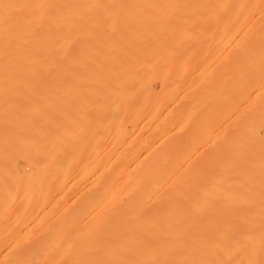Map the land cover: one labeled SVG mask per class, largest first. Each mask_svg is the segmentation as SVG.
Wrapping results in <instances>:
<instances>
[{"label": "bare ground", "instance_id": "bare-ground-1", "mask_svg": "<svg viewBox=\"0 0 264 264\" xmlns=\"http://www.w3.org/2000/svg\"><path fill=\"white\" fill-rule=\"evenodd\" d=\"M103 1H205L206 3L217 2V4L214 3L216 8L218 7L221 12L224 11V14L226 12L227 16L228 14H230L229 17L225 15V18L227 17L226 19L224 17V20L222 19V24H225L223 22H228L226 25L227 27L220 24V28L222 31V26L226 27L223 28V31H227L225 32V34L227 33V40L231 39V48L227 49L228 51H230V54H228L229 52H226L228 56L230 55V57H228L227 54L225 55L230 59L232 63L231 64L230 61H228L231 66L230 68H232L230 69L232 70V85L230 86V89L231 87L232 89L230 90L231 93L229 95V99H231V102H229L231 103V107L229 106L230 120H228L230 121V123L228 122L229 125H227L228 128L230 127V131L228 130L230 143H228L231 150H229L230 154H228L229 151H227V153H218L219 157L216 155L217 158H213L212 161H207L209 160L208 158H194V160L196 159L195 161H198L197 163L192 160V158H189L191 160H189L188 158H183V160L182 158H172V160H170V158H164L163 156L162 158L161 156H157V158H148L149 155L147 154V156H143V158L141 159L140 157H133V155L129 154H126L128 155L127 157H122L117 153L113 154L114 152H100L102 156H99L101 158H91L92 161H89L90 158H85L88 163L84 159V162H86V164H83L84 162H82V164L84 166H87L90 162L88 166H91V168L88 167L90 169V172L86 166L83 167L86 169H83V165L80 169L84 170H82V172L85 175L89 173L88 179L86 178L87 175L84 177L85 179H81V183L83 182L82 180L85 181L87 179V182H84L85 184L87 183L86 185L81 184V188H85L84 190H87L86 193L81 191V194L85 193L86 195H83L81 199V202L84 206L83 208L86 210V212L84 210V213H86L85 218H83L84 216L81 215V213L83 212L82 204L80 206V204L78 203L77 205L70 206L71 210L73 208L74 213L69 210V212L71 213L66 214L68 210L65 208L66 212L64 214L67 215V217L64 214H57L58 220V216H65L67 218L64 219L65 217H63L64 220H61V217L59 220L60 222L57 223L58 220L56 219V221L54 218L56 216H50L49 214H46V212H54V214H56V212L60 210V212L58 213H63L64 205H66L67 202H74L76 204L74 200L77 199H74V197L77 196L76 198H78L81 196V194L80 191H78L80 195H73L72 197L74 200L68 201L70 196H68V192V195L66 196L65 192L67 191V189L65 191L63 189L66 188V182L68 183L67 180L70 175H68L67 180L66 178L62 177L67 175L63 173L67 169V167H69L68 169H70L69 162L67 164L64 163V160L66 159L60 160L61 158H63V155L58 149L59 146H57L59 142L54 143L51 140L53 142V145L55 144L53 146L49 140L57 136V138L55 137V140L59 141L57 133L59 131L58 127H60V124H58V120L53 119L55 117V119H57L58 117V104H55L57 100L54 98L56 97L55 92H57L56 88H58V86H54L53 88V85H56L57 82L59 83L58 80H60L58 78L60 77L61 55L65 54L64 57L67 61L65 63H68V66L73 63V43L71 40L73 25L71 24L69 18L71 16V12L74 9V6L76 7V5H73V3L71 2H74V4H76V2H92V4H89V6L85 5V7L87 6V8H83L85 10H94L96 8L101 9L102 5H100L101 8H98L100 6H98L97 3L99 4ZM69 2L71 3V5H68L70 4ZM61 5L62 7H65V12H62L63 9H60ZM209 5L212 6L213 3ZM221 5L224 10L221 9ZM108 7L117 8L119 6L110 5ZM122 7L124 8L123 5L119 8ZM134 7L136 6H133V8ZM61 13L65 15V26L63 31V37H65V39L62 38L64 40H62V42L60 43L61 27L59 18ZM113 22V25H111L112 23H110L109 27H107L108 36L106 39H100L99 37H97L95 38V43H93L90 48L88 47L85 49L84 47L86 46L84 45V47L81 48L82 51H87V53H89L93 58L98 57L97 55H99L100 61L108 60L113 57L111 53L114 51V48L116 50L118 49V47H122L123 42H128L129 39H125L127 35L123 36L124 32L127 31L126 34H128L129 31V35H131L132 32V35L134 36L133 32L143 33L142 30L146 31L148 29L147 31H151L153 29V27L151 26V28L146 27L149 25H146L142 22H136L137 24L134 23L133 30L130 26L126 28V24L118 23L117 21ZM230 22L231 24H229ZM87 23L88 25H90L88 21H86L85 24L87 25ZM132 24L133 23H129V25L133 26ZM135 24L138 26H136ZM228 24L231 25V29H227L228 27L230 28ZM116 25L118 27H116ZM139 25H144V27ZM124 27L126 29H129L126 30L124 29ZM220 28L219 26L216 28V31H218L217 33H219ZM120 31H122L123 33L121 32L120 34ZM216 31L215 34H217ZM139 33H137L135 37H138ZM119 35H122V37H120ZM229 35L230 38H228ZM139 37L140 39L137 40V43H140V40L142 39L141 35ZM227 40L224 44L225 47H229V45H227L229 41ZM63 41H65V43H63ZM120 43L121 46L118 45ZM145 45L146 44L142 42V48L139 49L140 56L146 53L144 47ZM142 62L144 63V61ZM68 66L66 68L65 65L66 70H68V68L70 69V66ZM69 71L70 70H68L66 72L67 74L65 73V75H68ZM28 81L35 82H32V84L34 85V89L31 82L29 83ZM41 81L46 82V84H43V82ZM17 82L19 85H23L20 89L17 88L18 86H16L18 85L16 84ZM22 82H24V84ZM37 82H40L41 88L39 84H36ZM47 82H49V85L52 87L51 91L53 92H50L51 87L47 86ZM29 85L31 86L29 87ZM14 86H16V89H9L13 88ZM26 87L29 89H27ZM44 87H47L45 88L47 90L44 91ZM18 89L19 91H17ZM36 89H38V91L40 90L43 92H49L46 93L47 96L50 93L52 94L48 96L49 98H47L43 97V94H41V92L37 93V96L39 98L36 97V102L38 103V100H41L42 96L41 101H43L45 104L40 106L37 104L39 106L38 108L37 105L35 106V104L34 106H32L33 102L31 101L34 100L33 98H35L36 96L33 95L34 93H36ZM31 90L33 92L30 94ZM23 91L24 93L21 94L20 92ZM6 92L10 94L11 92H15L14 94H12L13 96L10 94L9 95L13 98L15 94H18L19 97L17 98L21 97L23 100L26 99L24 97L25 94V96L28 98L24 101H30L31 106H29V104L21 105L23 101H21V99L17 100L16 95L14 97L16 100H11L10 96V98L6 97L8 96V94L6 95ZM25 92H28V96ZM31 95L33 96V98ZM5 99H7V103L5 102ZM49 99V102L51 104H49V102H45V100L48 101ZM2 101L3 103L5 102V105L2 103L0 104V115L2 116L1 119L4 120L5 118V123L9 121V125L12 124V127L14 126L13 128H15L18 123L20 124L21 120L25 119L26 121H21V123L23 124L24 122V124H27L29 128L24 124L17 125L20 128H24V132L28 133V130L32 129V131L30 130L32 135L35 131V136L41 134L42 132L43 133L41 134L42 137L41 135H38L40 138L37 139V137H35L34 139L39 140L36 141L38 142V144L36 142L31 143V139H28L30 141L29 144L31 148L29 147L30 149H28L27 152H30V154H34V158L37 159L35 160L36 162H34L33 156L29 155V158L32 157L33 161H31V158L30 160H25V162L27 163H25L27 168L25 169L27 171L24 169L25 172H23L22 174H27V177H32L27 178L26 181V176H23L21 175V173H18V171L16 172L12 169V172H16L17 177H19V174L23 178L22 179L20 177L21 179L17 181L18 179L16 178L15 173L13 172L14 174H12L10 172L11 170H9L10 167L8 168V165L11 166L12 163H14V156H16L17 154L19 155L20 149H16L14 146L16 152L17 150H19V152L17 154L15 153V155L13 156V160L11 159V157L14 152L9 153L10 148L8 147L12 146L11 150H13V144L15 145L16 143L17 147L18 145L20 147L23 140L20 148H22L23 150H27L28 147H26V144V146H24V141H26V138L29 137L26 136V133L23 132V129H20L19 127H17L19 129V132L23 133L24 135L19 134L20 137H18V135H16L17 131H15L18 130L17 128H15L14 130L16 136L13 135L14 132L10 134L13 129L8 132V134L6 133V135H4L5 132H1L2 128L6 127L4 128V130H7V128L10 129L11 126L9 127L7 125V127L6 125H3L4 127H2L4 121L0 120V137L2 136L0 138L1 143L3 140H5L4 142H6H3V145L0 143V148L1 145L2 147L6 145L8 148V150H5L6 146L2 148L5 150V152L4 150L0 149V152L2 151L3 154L5 153V156L0 153L1 157L2 155L4 156L2 158L0 157V162L6 157L10 158H7L5 160L11 159L10 161H7L8 165L6 166V168L3 169V167L5 166L4 164L2 167V164L0 165V171L3 172L5 170H8L9 173L7 171H5V173H7V175L9 174V176H11L12 174V179H14L15 183L17 182L19 183V185L21 184L24 187L28 183L29 179H32L34 177L33 179L36 184L35 182H32L33 180H30V182H32V184L34 185L33 187L35 192L38 189L41 191L36 192L38 193L36 194L37 197L35 196L37 198V201H34V205H32L31 203L33 201L30 202V205H27L29 207L32 205L30 209L34 208L33 210L37 209L39 211L41 208H43L44 210L45 205H48L49 202L51 203V201L55 200V198L57 201L60 200L59 198L62 195H65L66 197H61L60 203L65 201V203L62 204V209H60V204H57L58 202H56L57 205L51 204L53 206H50L51 209H54V207L56 206V208L60 206L58 209L55 208L57 211L55 209L54 211L52 209V212L47 211L49 210L47 209L50 205L49 204L48 207L46 206L47 208H45L46 212L44 211V213L43 211H40L39 215H37V210L35 211L37 214L32 210V213L28 212L30 213L28 215V213L26 214L27 209H24L23 211L26 212L22 213L25 214V218H23L24 216L21 215L22 213H17L18 211L21 212L20 210L23 209V201H26L24 202L25 204H29L28 201L31 200L30 197H32V195L35 193H29V197H27V192L22 194V196H25L26 194L24 200L22 196H20L19 199L18 197H15L17 198V200H20L18 202H21V199L23 200L21 206L19 205L20 203L18 204L16 199L13 198V204H16H14L13 207L17 206V210L11 208L9 211L11 212L12 209L14 210V213H12V215H14L13 218L16 219V217L18 216L16 219V221L18 222L16 223L20 222V225L18 224L19 227H17V225L15 226V219L14 222L13 218L11 219L12 215L7 216V213L9 212H7V209L10 208V205L12 206L11 197H14V195L16 194V196H19L18 192L21 188H17L19 190L17 191L16 187H14V185L12 184L14 183V181L10 177V180L12 181L9 180V182H12V185H9V188L13 187L14 189L6 188V190H9H7L8 192H6L5 194L6 190L4 191L5 188L2 183V190L5 196L14 194L11 191L16 192L9 198L11 199V203L9 204L8 202L9 208L6 207L7 204L5 203V201L2 202L0 198V203H3L0 204V209H2L0 210V217H2V213L4 216V214L7 212L5 214L6 217H3L4 220H2V222L0 221V228L6 227L0 229V264H264V0H0V102ZM52 103L54 105H52ZM15 104L19 105L13 107L12 105L15 106ZM50 106H52V108ZM40 107L44 108L42 109ZM45 107L46 109L48 107V109L46 110ZM63 107H67L66 103H63ZM68 108H70L69 104L67 108H64L65 112L63 113L69 115V113H67L68 111H70L68 110ZM49 109H51L52 111H48ZM40 110H42L43 112L45 111L44 114ZM53 110L56 111L54 112ZM46 111L48 112L46 113ZM13 112H16V114H18L19 116L22 115L23 112L27 114L32 113L28 116L32 117L33 114L34 118L39 116V118L37 117L36 119H38L40 123H42L41 125H44L43 123L46 119L48 124L50 123L51 125L52 123L51 127L53 128L50 127V130V128H48L50 125H46L45 121V125L43 127L47 126V128H44L45 130L42 129L41 132V129L39 128V121L37 120V123L39 124L38 125L36 123V119H34L33 117L32 119H30L29 117L28 119H26L27 115L24 113L23 114L24 116H26V118L24 116L23 118L22 116H20V121L15 122V120L17 121L19 116H17V118ZM52 112H54L55 114ZM40 113L45 117L43 115L41 116ZM50 113L52 115L57 114V116H53L52 118L54 122L51 119ZM5 114H10L8 116L9 119H13V116L16 119H13L14 122L10 123V120H13H9L8 117L6 118L7 115ZM35 114H37V116H35ZM66 114H62L63 120L66 119L64 120L65 122L61 121V125H63V127L65 128L68 126L66 124H69V122H67L69 121V116ZM41 118L45 119L42 120ZM33 119L37 125L33 124L34 122L32 123ZM29 121L31 123H29ZM64 123H66V126L64 125ZM29 125L34 126V128L36 129L38 127L39 130H34V128L30 127ZM26 127L28 130H26ZM54 127L56 128V134L54 132ZM9 134L11 136L10 138H7ZM28 135H30V133H28ZM223 135H226V132H223ZM17 138L18 141L21 140L20 144H18ZM13 139H15L17 142L15 140L14 142ZM48 140L50 143L47 142ZM8 142L9 144H7ZM44 143H46V145ZM39 144L42 145L39 146ZM47 144L51 146V152L47 151L49 150V146ZM22 146L25 148H23ZM35 146L38 148H34ZM42 146H48L46 148L47 150ZM35 149H37L39 153ZM26 150L24 151L25 153L23 152V155L26 154ZM43 150L46 151L44 152ZM31 151H34V153H31ZM35 152H37V154ZM54 153L56 156L57 153H60V155L57 156V159L60 158L59 161L55 159L56 156L54 155ZM46 154L48 156L52 154L50 157L54 156L55 158L49 159ZM20 155L19 157L22 156ZM36 155L39 157H37ZM21 158H23V156ZM41 159L44 162H42ZM51 159H54L55 161ZM12 160L13 162H11ZM39 161L42 162L41 165L36 164L39 163ZM52 161H58L59 164L57 165L58 162L52 163ZM9 162L11 163V165L9 164ZM21 162L23 163V161ZM65 162H67V160ZM3 163H5V161ZM45 163H52L51 166L53 164L55 167L57 166V168L54 167L55 172L53 171V167L51 168L49 164H47V166H44L43 164ZM63 163L64 165L66 164V168L63 167ZM32 164L34 167L36 165V167L38 168L36 169L38 170L37 172H35V169H33L34 175L37 173L38 175H40V179L38 178V182H42V184H44V181L48 183V185L50 184L49 186H54L55 183L54 187L51 186V190H48L50 188L49 186L47 187V184L41 186H45V191L44 189L39 188L40 183H38L36 179L39 176H34L33 174H31V170L33 168ZM61 165L63 168H65V170L60 167ZM14 166H11V168H14ZM21 166L23 165L21 164ZM21 166L19 165V168ZM39 166L42 167L39 169ZM45 167L46 171H44L45 169L42 170ZM47 167L50 168L47 169ZM49 169L52 171L53 175L51 172H49L51 174L47 172L50 171ZM56 169H58L57 171L59 172V176L62 177L57 176ZM43 171L50 176H54V173H56L55 175L57 176L58 180H61L60 178H62V180L65 179V182L63 181L62 183V181H60L59 185V182H56L58 180H56L55 176L53 179L49 175L42 173ZM91 171H93V173ZM41 173L43 174L42 176L44 178L41 176ZM84 174H82V176ZM7 175L5 176L4 174L3 177L6 178ZM13 175L15 176V178ZM45 175L47 177H45ZM3 177L0 176V179L2 178L0 181L3 180L2 182H5V179ZM41 177L43 178V180L41 179ZM45 178L49 179L45 181ZM48 180H50V183ZM53 180L54 182H52V184L51 181ZM6 182L9 183L8 181ZM30 182L28 183L29 186L27 185L28 188L26 190L33 189L30 188V185L32 187V184ZM16 185L17 184H15V186ZM82 185H85V187H82ZM2 186L0 184V187ZM7 186L5 185V187ZM35 186L38 187H36L37 190L35 189ZM24 187H22L23 191ZM53 189L54 191L56 189V196L61 191H64L62 193L65 194H61V196L59 194L57 196L58 198L56 196H54V198L52 196L55 194V192L53 194ZM47 190L50 193L52 191L51 197L53 198L45 199L47 201L50 200L46 203L44 201V198H46L45 192H47ZM42 191H44L43 193L45 197L44 195L42 196V194L39 193ZM57 191L60 192L57 193ZM20 192L22 193V189ZM3 193H1V197L3 196ZM47 196L50 195L47 194ZM84 196L86 198V201ZM39 197L40 199H38ZM3 198L5 197L3 196L2 199ZM42 198L45 202L44 205L42 202ZM66 198L68 199L66 200ZM9 199H7V201ZM39 200H41L40 203ZM84 202H86V204ZM24 203L23 205L25 208L26 205ZM4 204L6 206H4ZM69 204L72 205L71 203H68V206ZM1 205L4 207H2ZM78 205L80 207H78ZM76 206L80 209H77ZM5 207L6 211H4L5 209L3 210V208ZM1 211H4L5 213ZM41 212H43L42 215L46 214L49 216L46 218L52 217L50 218L51 220L54 218V221L52 220L53 224L51 222V227L48 226L50 220H48L47 223V226L49 228H53L52 230L49 229L50 231H47L46 228L48 227L44 222L46 218H44L43 216V218L45 219L44 220L42 219V217H40ZM21 216L23 219L21 218ZM33 216H39L38 219H42V221L40 219L41 222L39 221V223H45L46 227H42L46 230L45 232H43V229L38 228V226H42V224H34L38 228V230L34 225L30 224L33 219L34 221H36L35 218L37 217L33 218ZM74 216H76L77 219ZM80 217H82L84 220L86 219L85 226L87 229L85 228V226H82L84 227V230H80L83 228H81V226L79 227V220L81 219V222L84 221ZM18 218L22 219L23 221L19 220ZM28 218L33 219L31 220V222H28L30 221ZM6 219L8 220V224H6L9 226H6L4 224L6 222ZM24 219L26 220V222ZM68 219H74L76 221V224L75 221H69ZM54 222L59 226H56ZM62 222L67 225L66 228L68 227L71 229L72 227L71 231L67 232L65 228L64 230L66 232H64L63 229H61L64 227L60 228V223ZM2 223L4 226L2 225ZM10 223L12 224L10 225ZM25 223H29V227L31 226L30 229L32 228L31 231H29V229H26L27 226H25ZM70 223L73 224V226L70 225ZM77 223H79L78 227L80 232L78 231V228L77 230L75 229L76 231H72ZM33 226L35 227L34 229ZM22 228H25L23 229V231L28 230L29 232L23 233V231L21 230ZM35 230H37L38 233ZM40 231L42 233H40ZM32 232L34 234L30 235V233ZM35 234L38 235L36 236ZM54 235L55 237L57 235V237L55 238Z\"/></svg>", "mask_w": 264, "mask_h": 264}, {"label": "rangeland", "instance_id": "rangeland-1", "mask_svg": "<svg viewBox=\"0 0 264 264\" xmlns=\"http://www.w3.org/2000/svg\"><path fill=\"white\" fill-rule=\"evenodd\" d=\"M71 3H73V5H76V7L74 6V9L71 12V16L69 18L71 24L73 25L72 39H71L72 43H73L72 44V46H73V49H72V51H73L72 52L73 53V63H71L69 65L70 69L68 68V70H70V71H69L68 75H65V73L68 71L65 69V65L67 68L68 63H65V62H67L65 60V57H64L65 54L61 55L60 77L58 78L60 80H58L59 83L57 81H55V82H57L56 85L52 84L53 88H54V86H58V88H56L57 92L54 91L56 93V97H54V98L57 100L55 102V104L56 103L58 104V117H57V119H55L56 117L53 118V116H57V114L54 115L55 114L54 112L57 109L55 111L53 110L54 111V112H52V113H54L53 115L50 113L51 119L53 118L54 120H58V124H60V127H58L59 128L58 133L56 132V128L54 127L55 128L54 132H55V134L56 133L58 134L59 141L55 140L57 138V136H55V134H54V136L56 138L53 137L55 141L53 140V138L49 139V140L52 143V145H53V142L54 143L59 142L58 145L57 144L56 145L59 146L58 149L60 150V152L63 155L62 156L63 158H61V159L59 158V159L60 160L66 159L67 162H65L66 160H64V163L68 164V162H69V166H70V169H68L69 167L66 166L67 167L66 170H65L66 164L64 165V163H63V167H65V168H63L62 165L60 166L66 171V172L62 171L64 174H67L64 177L59 176V172L57 171L58 169H56L57 176H59V177L66 178V180H67L68 175H70L68 180H67L68 183L66 182L67 185L65 184L66 188L64 187L65 189H63L64 191L67 189V191L65 192L66 194L62 193L64 191H61V190H60L61 192L57 191V193L60 192L59 193L60 196H61V194H65L66 196L69 194L68 196H70V197H69L68 201H72L74 199H77L78 202H77V200H74L76 202V204H75L74 202H67L66 201L67 203H66V205H64L63 213L62 212L58 213V212H60V210L58 212H56V214H54V212L53 213L46 212L45 208H47L49 204H50L49 207L50 206L52 207L53 205L56 204V202H58L57 203L58 205L60 204V206H61L60 209H62V207H63L62 204H64L65 201L62 202L64 200L63 199L61 201L62 203H60V200H61V197L65 198L66 196L62 195L59 198L60 200L56 201V198L54 197V196H56V192H55L56 189H55V191L53 189V194L55 192V194L52 195L55 198V200H52L53 203H52V201L50 203L49 202L50 200L49 201L45 200L47 198L48 199L53 198V197H51L52 191L50 193L48 190H51L52 187L55 186V183H54V186L51 185L52 186L51 187V186H49L50 184L48 185V183H46L44 181H43L44 184H42V182H38V178L40 179V175H38V173H37L35 175H38L39 177L36 176L37 178L36 177L35 178L37 179V182L40 183L39 188L44 189V191H45V186L41 187L42 185H45V184H47V187L49 186V188H50V189L47 188L48 190H47V192H45L46 198H44V201L46 203L47 202H49V203H48V205H45L44 210L41 207L40 208L42 210L39 208L40 209L39 211L35 208L37 210L38 214L35 212L36 210H33L34 208L30 209V207H32V205H34L33 204L34 201L35 200L37 201L36 194H38V193H36V192L41 191L39 189L37 190L38 184H37V186H35V189L37 190L35 192L34 187H33L34 185L32 184V182H35L33 179L34 177H33L32 179H29V181H28V183H29L30 180H33L32 182H30L32 184V187L30 185V188H33V189L26 190L29 186L28 183L25 185V187L22 186L21 184H20L21 185L20 186L19 183H17V182L15 183L14 179H12V174L15 173V176H16V172L18 171V173H21V175H23V176L27 175V174L26 175L22 174L23 172H25L24 169L26 168V164H27L25 162V160L27 161V160H30V158H31V161H33L32 157L29 158V155L30 156L34 155V154H30V152H27L28 149L31 148L29 143H30V141H31V143L39 141V140H34V139H35V137H37V139L40 138L38 135H41L43 133L42 129L47 128V126L43 127L45 125V121H46V125L48 123H47V120L44 118L45 119V121L43 123L44 125H41L42 123H40V121L38 119H36L37 117L39 118V116H37V114H35V116H37V117L34 118V114H33L32 117L34 119H36V123L38 121L40 123V125L38 123L37 124L40 126L39 128L41 129L42 133L38 134V135L36 134L37 136H35V134H34L36 132L35 131V132H33V135H32V133H31L32 129H30L31 131L28 130L27 129L28 125L26 124L27 125L26 130H28L29 131L28 133H30V135H28V133L24 132L25 131L24 128H20L17 125L22 124L21 121L25 120V119H23L20 121V118H21L20 116H22V118H23L24 114H26L27 118H26V116H24L26 119H28V117L30 119H32L31 116H28L32 113L27 114L28 113V111H27V113L23 112L24 113L23 114L21 112L22 115L19 116L18 114H16V112H13L16 117L19 116V118L17 117L18 118L17 121L15 120L16 118H14V116H13V119L15 120V122L20 121V124L16 123L17 125L15 128L19 127L20 129H23V132L26 133V136L29 137V138H26V141H24V146L27 145L26 147H28L27 150L25 149L26 154H28V155H26V154H25L26 156L23 155V152L25 150L20 148L22 143H23V140H22L20 147H19V145L17 147V145H16L17 143L15 145L13 144V150H11L12 146L8 147V148H10V152L9 151H7V152H9V153L14 152L11 159H13V156L15 155V153L17 154L19 152V150H17V152H16L17 148L20 149L19 155L21 154L23 156V158H21L22 157L21 155H20L21 157H19L18 154L16 155L17 157L14 156L15 157V161H14L15 166H14V163H12V165H11V163L9 162V164L11 166H14V168L13 167L11 168V166L8 165L7 161H10L11 159L5 160V159L10 158V157H6L4 160H1V162H0V165L2 164L1 167L3 166V164L5 165L3 167V169L6 168V166L8 165V168L10 167L9 170H11L10 172L12 173V174L10 173L11 176H9V174L7 175V173H5V171L8 172V170L3 171L4 173L2 171H0V176L3 177V175L5 174V176L7 175L6 178L3 177L5 179V182L6 181L9 182L10 177H11V179L14 181V183L17 184L15 186V184L12 182H9V183L6 182L5 183V182H2L3 180L0 181L1 186L3 183V186L5 188L4 191L6 190V188H9L12 184L14 185V187H16L17 191H19L17 188L22 189V193L20 192L21 189L18 192L19 196H16L17 194L14 195L16 191L15 192L11 191L14 194H12L10 196L7 195L8 196V198H7V196H5L6 192H8L7 190L14 189V188L12 187V188L7 189L5 191V194H4L3 190H2L3 186L0 187V191L2 190L0 192V195H1V193H3V196L5 197L2 199L3 196L2 197L0 196V198H1L2 202L5 201V203L7 204V206L5 204H4V206H6V207L9 206L8 202H9V204L11 203V199H9V198L14 195V197H11L12 198V203H11L12 206L10 205L9 206L10 208L8 207L9 209H7V212L11 208H13L14 210H17L16 209L17 206L13 207V205L15 204V203L13 204V198L18 197V199H19V197L22 196V194L27 192V194H28L27 197H29V193L30 194L35 193L32 195V197H34V198L30 197L31 200L28 201L29 204L28 203L25 204L24 202H26V201H23L24 197H26V194H25V196H22L23 200L21 199V202H18L20 200H17V198H15V199H16L18 204L20 203L19 204L20 206H21L22 201L26 206L30 205V202L33 201V202H31L32 205L30 207L25 206V208H24V205L22 203L23 209L20 210L21 212L18 211L17 214H20L22 212L25 213L26 211H27L26 212V214H27L28 212H31L33 210L37 215H39L40 211H43V212L45 211L46 214H49L50 216L51 215H53V217L56 216V217H54L55 220L57 219V214L63 215L66 212L65 208L68 210V212H66V214H70L71 212H73V208L71 207L72 208V210H71L70 206L77 205L78 203L81 206L82 196L85 195V193L87 192V190H84L85 188L84 189L81 188V184H85L84 182H87L86 180L88 179V174H89V173L86 174L87 179L85 181L82 180L83 182L81 183V179L86 176L82 172L83 169H86V168H83L86 166V165L84 166L83 164H86V162H87V160L85 158H87V159L90 158L89 161H92V159H95V158L102 156L101 153L114 152L113 154L117 153V154L121 155L122 157H124V156L127 157L128 155H126V154H129V155H133V157H140L141 159L143 158V156H147V154H148L149 155L148 158H152V157L157 158V156L158 157L161 156V158H162V156L164 158L167 157V158H170V160H172V158H176V159L182 158V160H183V158H188V159L192 158V160H194V158H196V159L197 158H208L209 160H207V161H212L213 158L214 159L217 158L216 155L218 156V153H220V152L227 153V151L231 150V148L229 147L230 139L228 137L229 136L228 130L230 127L229 128L227 127V125H229V123H230V121H228V120H230V115H229V109L230 108H229V106L231 104V103H229V102H231V99H229V97H230L229 95L231 93L230 90L232 89V87L230 89V86L232 85L231 84V82H232L231 81V79H232L231 71L232 70H230V69H232V68H230L231 66L228 62V61H230V59L228 58V57H230V55L228 56V54H230V51H228L227 49L231 48L230 47L231 39L227 40V35H226L227 33L225 34V32H227V31H223V28H226L227 27L226 25L228 23L226 21V22H223L225 24H222V19H223V17L225 18L226 12L224 14L223 13L224 11L221 12L218 7H217L218 9L215 7L214 3L217 4V2H212L214 6L213 5L210 6L209 4H212V3H209V2L206 3L205 1H203V2L202 1H198V2H196V1L195 2H192V1L191 2L190 1L189 2L188 1H185V2H182V1H175V2L174 1H172V2L171 1H165V2H161V1L160 2L159 1H157V2H150V1H134V2H131V1H129V2L128 1L127 2H125V1H123V2L113 1V2H106V1H103V2H100L99 4L97 3L98 6L102 5V8L100 6L98 8H101V9H97V8H96L97 10L92 9L93 11L90 9H88V10L84 9V8H87V6H89V4H92V2H81V3L76 2V4H74V2H71ZM71 3L68 5H71ZM62 5H61V7H62ZM85 5H87V6L85 7ZM110 5H117L119 7H121L123 5L124 8L123 7L122 8H119V7L111 8L113 6H111L109 8L108 6H110ZM133 6H136V7L133 8ZM61 7H60V9L64 10V11L62 10V12H65V9H64L65 7H62V8ZM221 7H222V5H221ZM221 9H223V7ZM229 15L230 14H228V16L227 15L226 16L229 17ZM64 16L65 15H63V13H61L60 18H59L60 19V27H61V29H60V37H61L60 43L62 42V40L65 39V37H63V33H64L63 31H64V26H65V17ZM86 21H88L90 23V25H88V23H87V25H88L87 26L85 24ZM113 21H117L118 23L126 24L125 25L126 28L128 26H130V27H132V30L134 27V23H136V22H142L146 25H149L146 27H149V28L153 27V29L151 31L149 30L150 32L147 31L148 29L146 31L142 30L143 33L137 32V33H139V35H138V37H135L137 34L136 32H133L134 36L132 35V32H131V35H129V33H130L129 31H128V34H126V32H127L126 30H128L129 28L126 29L124 27V29H126L125 30L126 32H124L123 36L127 35V37L125 39L126 40L129 39V40L127 43L123 42L122 47L116 46V47H118V49L115 50V48H114V51L111 53V55L113 57H111L108 60H104V61L101 60L100 61L99 55H97L98 57L93 58L84 49H83L84 50V52H83L81 48H83L84 45L86 46V47H84L85 49L88 47L90 48V46H92L93 43H95L94 42V41H96L95 38H97V37H99L100 39H106L107 38V36H108V32H107L108 28L107 27H109V24L112 23ZM128 22L130 24L133 23L132 24L133 26L129 25ZM113 23L111 25H113ZM220 24H222L223 26L224 25L226 26V27L222 26V31L220 28V26H221ZM229 24H231V22ZM229 24H228V26H230V28L228 27L227 29H231V25H229ZM117 25H116V27H118ZM136 26H138V25H136ZM139 26H142V25H139ZM218 26L220 28V30L218 29L219 33H217L218 31H216L217 30L216 28ZM85 27H87V28H85ZM142 27H144V25ZM122 31H120V34ZM215 31L218 35L215 34ZM140 35L142 36L141 37L142 39L140 40V43H137L138 42L137 40L140 39V37H139ZM120 37H122V35ZM62 38H64V39H62ZM228 38H230V35L228 36ZM226 40L229 41L228 44L226 43L227 45H229V47L224 46ZM141 41L144 44H146L144 46L146 53L145 54L143 53L144 55H142V56L139 55V53H140L139 49L142 48L141 47V44H142ZM63 43H65V41H63ZM118 45L121 46V43ZM142 51H144V50H142ZM226 52H229V53L227 54ZM72 53H71V55H72ZM226 54L228 57L225 56ZM142 61H144V63ZM230 63H231V61H230ZM65 70H66V72H65ZM95 76H97V77H95ZM32 82H31V84H32ZM41 82H43V84L44 83L46 84V82H44V81H41ZM22 83L24 84V82H22ZM26 83H27V81H26ZM33 83H35V82H33ZM16 84H18V82ZM36 84H39L40 88H41L40 82L39 83L37 82ZM39 85H37V86H39ZM16 86H18L17 88L20 89L23 85L18 84ZM16 86H14L13 88H9V89L10 90L16 89ZM30 86L31 85H29V87ZM42 86H44V85H42ZM47 86L51 87L49 85V82H47ZM36 88H38V87H36ZM45 88H47V87H44V89L43 88L42 89L45 91V90H47ZM19 89L17 91H19ZM23 89H24V87H23ZM27 89H29V88H27ZM33 89H34V85H33ZM32 90H31L30 94L33 92ZM51 90H52V87L50 88V92H53ZM24 91L20 92V93L22 94V93H24ZM28 92L27 93L25 92L26 95L28 94ZM40 92H41V94H43L42 95L43 97L49 98L48 96L52 95L50 93L47 96L46 93H49V92H43L40 90L38 91V89H36V93L33 94V95H36L35 98H33V96L31 95L32 98L34 99V100H31L33 102L32 106H34V104H35V106L37 104L39 106L45 105L44 102L41 101L42 96H41V100H38V103L36 102L37 101L36 97H38L37 93H40ZM14 93L11 92V94H10V93L6 92V95L8 94V96H6V97H9L10 95H12ZM44 93L46 96L44 95ZM41 94H39V95H41ZM15 95H14V97H15ZM17 95H16V99L17 100L21 99V101H23V103H21V105L29 104V106H31L30 101H28V102L24 101L28 98L25 96V94H24V97L26 99H24V100L21 97L17 98V97H19V95L18 96ZM12 96H10L11 100L12 99L16 100L14 97L12 98ZM53 96H54V94H53ZM29 99H31V98H29ZM50 99L48 101H46L47 100L46 99L45 102H49ZM6 101H7V99H5V102ZM5 102L3 103V101H2V102H0V104L2 103L5 105ZM34 102H36V103H34ZM53 103H54V100H53ZM53 103H52V105H54ZM63 103L64 104L66 103L67 107L69 104L70 108H68V110H70V111L67 112V113H69V115L66 113H63V112H65L64 108H67V107H63ZM11 104H12V102H11ZM49 104H51V103L49 102ZM16 105H19V104H15V106L14 105H12V106L16 107ZM38 105H37V108L39 107ZM50 107L52 108V106H50ZM25 108H29V107H25ZM40 108H42V107H40ZM56 108H57V106H56ZM45 109H46V107H45ZM47 109H48V107H47ZM40 111L43 112L42 110H40ZM48 111H52V110L49 109ZM48 111H46V113ZM44 112H43V114H44ZM43 114L40 113L41 116ZM62 114L63 115L66 114L69 116V118H68L69 121H67V122H69V124L64 123V125L65 124L68 125L66 128L63 127V125H61L62 124L61 121L63 122L64 120H66V119L63 120ZM5 115H7V114H5ZM9 115L10 114H8L6 116V118ZM46 116H48V115H46ZM1 117L2 116L0 115V120H3V119H1ZM8 119H9V117H8ZM10 119H12V118H10ZM34 119H33L32 123L34 122ZM44 119H42V120H44ZM53 119H52V121H53ZM4 120H5V118H4ZM14 120L13 121L10 120V123L14 122ZM8 122L5 123V121H4L2 124V127H4L5 125L6 126L8 125L9 127L11 126L10 129L7 128L8 131L6 129L4 130V128H6V127L2 128L1 132H3V133L5 132L4 135H6V133L8 134V132H10L12 129L13 130H12V132H10V134L14 132L13 135H15V131L19 132L18 128H17L18 130H15V128H13L14 126L12 127V124L9 125ZM29 123H31V122L29 121ZM36 123L34 122L33 124L37 125ZM23 124H24V122H23ZM55 124H57V123H55ZM48 125H50V123ZM51 126H52V123L48 128H50ZM30 127L34 128V126H30ZM51 128H53V127H51ZM51 128H50V130H51ZM37 129H38V127H37ZM37 129L34 128V130H37ZM226 129H227V131H226ZM17 132H16V135H18V137H20V135H24L21 132H19V133H17ZM223 132H226V135H223ZM37 133H39V132H37ZM10 134H9V136L7 135L8 137L7 136L6 137L10 138V136H11ZM0 135H1V133H0ZM31 136H33V137H31ZM6 137H5V139H6ZM21 137H23V136H21ZM41 137H42V135H41ZM50 137H51V134H50ZM15 139H13V141ZM28 139H31V140L29 141ZM9 140H7V141H9ZM49 140L47 141L48 143H50ZM4 141L5 140H3L2 143ZM17 141H18V138H17ZM20 142H21V140L18 141V144H20ZM0 143H1V139H0ZM4 143H6V142H4ZM36 143L38 144V142H36ZM40 143H41V141H40ZM46 143H44V144L46 145ZM7 144H9V142ZM2 145H1L0 149L4 148L6 146L5 145L2 147ZM41 145L39 144V146H41ZM45 145H43V146H45ZM47 145L49 146V144H47ZM14 146L16 149L14 148ZM32 146H33V144H32ZM36 146L34 148H38ZM230 146H231V144H230ZM47 147H43V148L46 149ZM8 148L6 146L5 150H8ZM23 148H25V147H23ZM40 148H39V150H40ZM50 148H51V146L48 147L49 150H47V149L46 150L51 152L52 150H50ZM52 148H55V147H52ZM14 149H15V151H14ZM21 149H22V151H21ZM2 150H4V149H2ZM5 150H4V152H5ZM35 150H37V149H35ZM46 150H43V151L45 152ZM56 150H57V148H56ZM57 152H58V150H57ZM0 153H2V151ZM31 153H34V151L33 152L31 151ZM35 153L37 154V152H35ZM38 153H39V151H38ZM55 153H56V151H55ZM55 153H54V155H55ZM228 154H230V151ZM3 155L5 156V153ZM3 155H2V157H4ZM58 155H60V153H57V156ZM50 156H48L49 159L55 158L54 156H52V157H50ZM57 156L55 159L58 158ZM226 156H228V155H226ZM24 157H26V158H24ZM37 157H39V156H37ZM16 158H17V161H16ZM33 158H34V156H33ZM210 158H211V160H210ZM21 159H23V160H21ZM36 159L37 158H34V162H36L35 161ZM46 159H47V157H46ZM46 159H45V161H46ZM59 159H57V160L59 161ZM84 159L86 160V162H84ZM13 160L11 162H13ZM20 160L23 161V163ZM51 160H54V159H51ZM182 160H179V161H182ZM189 160H191V159H189ZM2 161L3 162L5 161V163H3ZM41 161L44 162L42 159H41ZM58 161H56V162H58ZM34 162H32V163H34ZM42 162L39 161V163H36V164L41 165ZM56 162L52 161V163H56ZM82 162H84V163L82 164ZM195 162L197 163L198 161H195ZM21 164L23 166H21ZM47 164H49V163H47ZM47 164L45 163L43 165L47 166ZM51 164H49V165L51 168L53 167V171L55 172V170H54L55 166H54V164L51 166ZM58 164H59V162L57 163V165ZM89 164H90V162H89ZM19 165L21 166L20 168H22V169L19 168ZM88 165L86 167L91 168V166H88ZM81 166L83 168L82 170H80ZM32 167L33 168L31 170V172H32L31 174H33V169H35V172L38 171V170H36V169H38L36 167V165L34 167L32 164ZM41 167L42 166H39V169ZM50 167H47V169ZM55 168H57V166ZM12 169L15 170L16 172L13 171L14 172L13 173ZM42 170L46 171V167L43 168ZM44 171L42 173L46 174V172H44ZM47 172L52 173L51 170L47 171ZM86 172H88V171H86ZM89 172H90V169H89ZM91 172L93 173V171H91ZM42 173H41V176L43 175ZM51 173H49V174H51ZM56 173H54V176L56 177V180H58L57 176L55 175ZM81 173L84 175L82 176ZM49 174H46V175H49ZM46 175H45V177H47ZM52 175H53V173H52ZM52 175L51 176L49 175V176L54 179V176H52ZM15 176H14V178H15ZM18 176L19 177L16 176V178L18 179L17 181H19V179L22 178V176H20L19 174H18ZM30 177H32V176H30ZM30 177L26 176V181H27V178H30ZM42 177H41V179L43 180L44 177L43 178ZM62 178H60L61 180L56 181V182H59V185H60V181H62V183H63V181L65 182V179L62 180ZM6 179H8V180H6ZM45 179H46L45 181H47V179H49V178H45ZM12 180H10V181H12ZM42 180H39V181H42ZM50 180H48L49 183H50ZM20 181H22V180H20ZM52 182H54V180L51 181V183ZM7 184H8V186H7ZM23 184H24V182H23ZM35 184H36V182H35ZM5 185L7 187H5ZM85 185L84 186L82 185V187H85ZM22 187H24V191L26 190L25 192L23 191ZM60 189H62V188H60ZM44 191L39 192V193L42 194V196H43ZM78 191H80V194L82 193L81 191H83L85 193L81 194L80 197L76 198L77 197L76 195L79 194ZM67 192H68V194H67ZM47 194H49L50 196H47ZM59 194H57V196ZM73 195L76 196V197H74V199L72 197ZM85 196H84V198H85ZM44 197H45V195H44ZM6 198L9 200L7 201ZM4 199H6V200H4ZM38 199H40V197ZM67 199L68 198H66V200ZM40 201L41 200H39V203H40ZM44 201L42 198L43 205L45 203ZM85 201H86V198H85ZM2 202L0 204H3ZM68 203H71V204L74 203V204H72V205L69 204V206H68ZM84 203L86 204V202H84ZM51 204H53V205H51ZM4 206H2V207H4ZM60 206H58V208ZM80 206L78 205V207H80ZM6 207L3 208V210L5 209L4 211H6ZM35 207H36V205H35ZM42 207H44V206H42ZM49 207L47 208L49 210L46 209L47 211H51L53 209V208L51 209V207L50 208ZM56 207H54V209ZM78 207H77V209H80ZM83 207L84 206L82 204V208ZM58 208H56V209H58ZM85 208H87V207H85ZM18 209H20V208H18ZM24 209H27V210L23 211ZM54 209H53V211H54ZM0 210H2V209H0ZM12 210H11V212L9 211L10 213L6 212L7 216L12 215V213H14V210L13 211ZM69 210H71V212H69ZM84 210L85 209L83 208V212L81 213V215L84 216L83 218H85V214H86V213H84ZM4 211H1V212H4ZM43 212L40 213V217H42V219L49 217L46 214L42 215ZM85 212H86V210H85ZM24 213H22L21 215L24 216L25 215ZM5 214H4V216H3V213L1 214V216H2V217H0V218H2V219H0L1 222H2V220H4L3 217H6ZM29 214L30 213H28V215ZM28 215H26V216H28ZM13 216L14 215H12V217L10 216L11 219L13 218ZM15 216H16V214H15ZM22 216H21V218H22ZM43 216H44V218H43ZM65 216L67 217V215H65ZM65 216H63V217H65ZM76 216H74V217L76 218ZM10 217H7V218H10ZM17 217H16V219H17ZM35 217H37V218H35ZM58 217L60 220V218L62 216H58ZM63 217L61 218V220L63 219ZM66 217L64 219H67ZM69 217H70V215H69ZM23 218H25V216ZM33 218H35L36 221H34ZM33 218H30V219L28 218L30 220L28 222H31V220L33 219V221L30 223L31 225L42 224V223H39V221L41 219V218L38 219L39 216H33ZM50 218H52V217H50ZM50 218H46V220L44 219L46 226L48 225L47 224L48 220H50L49 225H48V226H50L52 220L54 219L53 218L51 220ZM80 218H82V217H80ZM83 218H82V220H84ZM14 219L15 218H13V222H14ZM16 219H15V223L18 222V221H16ZM22 219H19V220H22ZM26 219H27V217H26ZM42 219H41V221H42ZM59 220L57 223L60 222ZM71 220H69V221H71ZM80 220H79L80 225H79V223H77V225H75V228L72 231H76L77 228H78L79 232H80V230H84V227H82V226H85V222H86L85 220L86 219L84 221H82L83 223ZM5 221L6 222L4 223V221H3V223L6 226H9V225H7L8 220L6 219ZM72 221L74 222L75 220L73 219ZM1 222H0V225H1ZM25 222H26V220H25ZM3 223H2V225H3ZM19 223H16L15 226L17 225V227H19L18 226ZM45 223H43L44 225L42 224V226H38V228L43 229L44 227H46ZM57 223L54 222V224H56V226H59V225H57ZM62 223H60L61 224L60 228L64 227V228H61V229H63L64 232L71 231L72 227H71V229L68 227L66 228L67 225L65 223H63V225H64L63 226ZM11 224L12 223H10V225ZM52 224H53V222H52ZM75 224H76V221H75ZM70 225L73 226V224H71V223H70ZM78 225H79V227L81 226V228H83V229L79 230ZM25 226H27V228L25 227L26 229H29V231H31L32 228L30 229L31 226L29 227V223H25ZM34 226H33V229L36 227V226L35 227ZM13 227H11V228H13ZM1 228L3 229L6 227H1ZM25 228H22L21 230L23 231V229H25ZM38 228L36 227L37 230H38ZM85 228H86V226H85ZM46 229L48 231L51 228L48 227ZM58 229H59V227H58ZM37 230H35V231H37ZM54 230H55V227H54ZM29 231L24 230L23 233H26ZM41 231H40V233H42ZM45 231L46 230L43 229V232H45ZM37 233H38V231H37ZM31 234L33 235L34 233L32 232V233H30V235ZM35 235L37 236L38 234H35ZM27 236H28V233H27ZM58 236H60V235H58ZM32 237H34V236H32ZM54 237H55V235H54ZM56 237H57V235H56Z\"/></svg>", "mask_w": 264, "mask_h": 264}]
</instances>
